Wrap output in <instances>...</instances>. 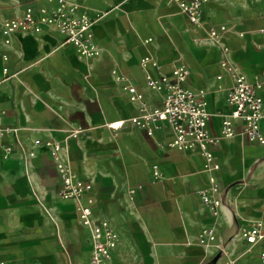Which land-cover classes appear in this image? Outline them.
Segmentation results:
<instances>
[{
  "label": "crops",
  "instance_id": "obj_1",
  "mask_svg": "<svg viewBox=\"0 0 264 264\" xmlns=\"http://www.w3.org/2000/svg\"><path fill=\"white\" fill-rule=\"evenodd\" d=\"M68 1L97 17L98 57H79L51 25L38 33L18 31L5 43L6 18L27 6L39 11L55 3L0 5L2 123L14 129L0 138V264H91L89 228L80 220L77 200L61 197L54 159L45 145L35 146L37 138L60 143L62 157L92 183L94 217L108 219L118 232L110 264H264V239L250 244L240 233L255 220L264 221V143L236 134L211 145L224 192L214 217L198 194L209 176L199 149L169 146L173 132L165 123L153 135L129 122L108 125L128 119L140 105L113 69L128 76L147 105L162 104V92L147 86L146 74L158 72L140 64L145 55L158 59L164 73L178 63L189 67L185 85L206 91L214 135L231 110L226 91L233 80L221 61L262 82L264 99V49L258 46L264 0H207L203 27L191 24L173 0ZM210 26L218 28L217 37L206 33ZM236 126L239 131L240 123ZM15 143L35 154L5 155L4 147ZM154 164L160 177L153 174ZM207 225H213L216 239L201 244Z\"/></svg>",
  "mask_w": 264,
  "mask_h": 264
},
{
  "label": "built area",
  "instance_id": "obj_2",
  "mask_svg": "<svg viewBox=\"0 0 264 264\" xmlns=\"http://www.w3.org/2000/svg\"><path fill=\"white\" fill-rule=\"evenodd\" d=\"M49 1L55 4L42 6L39 11L33 6H27L22 14L6 18L2 25L4 42L10 43L13 34L18 31L29 34L38 33L44 25H51L63 34L66 42L75 46L79 57H98L102 49L94 30L97 17L90 15L88 9L79 3L68 0ZM173 1L178 4L191 24L196 27L204 26L203 10L207 0ZM222 28L225 29V25L222 24L220 29ZM205 30L210 36L219 35L218 28L215 26L207 27ZM258 30L263 36V41L258 46L264 49V23ZM150 40L151 37L146 39V41ZM140 64L145 68L150 65L157 70L156 76L151 73L146 74V83L150 89L162 92V104L157 107L147 105L143 93L130 82L128 76L113 69L116 79L123 83L130 99L139 102L140 105L136 114L128 119L111 121L108 125L112 128H120L129 122L145 130L148 135H153L155 128L165 123L173 132V137L167 143L169 146L179 150L199 149L204 157V168L209 172V176L208 185L198 190V194L215 217L223 204L224 192L215 175V171L220 168V163L215 160L211 145H214L221 137H231L236 134L245 136L250 141L264 143V128L262 127L264 99L259 92L262 82L249 80L236 64L227 60L221 61V66L229 72L233 80L232 85L226 91V100L231 110L222 119L219 135H214L208 128L210 112L207 107L206 91L202 88L195 90L185 85L190 74V69L186 64L173 65L170 73L162 72L160 62L152 55L143 56ZM4 71H7V67ZM221 76L217 75L218 78ZM3 114L4 110L0 105V138L14 131L12 127L2 123ZM238 122L241 125L239 131L236 126ZM34 143L35 146L43 144L49 149L59 174L61 197L77 200L80 220L90 232V263L110 264L112 250L118 242V232L108 219L94 217L95 198L90 193L92 183L80 178L62 157L60 143L51 138L43 140L37 138ZM11 151L35 154L33 148H27L21 143L4 147L5 155ZM153 174L155 177L161 176L157 164L153 165ZM240 233L250 244L259 243L264 239V221L257 219L250 226L242 228ZM215 239L216 231L213 225L203 227L199 242L207 244ZM260 257L264 259V249L260 252Z\"/></svg>",
  "mask_w": 264,
  "mask_h": 264
},
{
  "label": "rangeland",
  "instance_id": "obj_3",
  "mask_svg": "<svg viewBox=\"0 0 264 264\" xmlns=\"http://www.w3.org/2000/svg\"><path fill=\"white\" fill-rule=\"evenodd\" d=\"M3 0H0V5L2 4Z\"/></svg>",
  "mask_w": 264,
  "mask_h": 264
}]
</instances>
